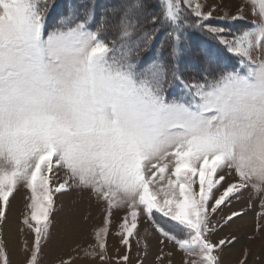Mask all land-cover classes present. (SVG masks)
<instances>
[{
  "label": "snow or ice",
  "instance_id": "obj_1",
  "mask_svg": "<svg viewBox=\"0 0 264 264\" xmlns=\"http://www.w3.org/2000/svg\"><path fill=\"white\" fill-rule=\"evenodd\" d=\"M246 3L258 19L233 35L214 22L229 14L216 18L219 7L205 11L200 0H124L111 18L81 6L51 25L53 0H0V226L10 198L26 189L22 223L34 240L25 264H40L55 197L73 189L102 206L103 226L60 264L81 253L132 264L133 242L144 264L141 216L159 235L153 264H173L177 252L182 264H222L237 237L219 232L246 213L214 223L218 211L251 190L264 216V0ZM194 32L238 58L239 69L220 67L209 46L199 77L186 78L179 62ZM114 210L124 212L115 256ZM0 264H9L2 240Z\"/></svg>",
  "mask_w": 264,
  "mask_h": 264
},
{
  "label": "rangeland",
  "instance_id": "obj_2",
  "mask_svg": "<svg viewBox=\"0 0 264 264\" xmlns=\"http://www.w3.org/2000/svg\"><path fill=\"white\" fill-rule=\"evenodd\" d=\"M200 2L207 5L204 9L205 11L213 4L217 5L219 10L214 13L216 18L223 17L227 12L229 20L226 24L219 19L214 22L224 24L233 35L249 30L252 22L258 19L253 15L251 5L247 4L246 0H200ZM76 3L74 8L81 7L79 0ZM56 4V10L52 12L49 20L50 25L54 24L57 17L63 14L61 0H58ZM67 6L68 3L63 4V8L66 9ZM241 7H243L242 18L232 21L230 17L237 15V9ZM229 55L234 57L238 63V58L230 53ZM235 68L239 69V64ZM26 192V189H21L18 194L14 193L15 198H10L11 209L7 213L8 222L6 225L0 226V240L5 245L9 264H25L27 255L25 248H30L34 240V234L22 223L23 214L25 211H29L26 209ZM250 201L251 207H249ZM242 210L246 214L219 232V237L228 235L237 237V242L224 250L225 252L230 248L234 249L233 258L230 260L225 258L223 252L221 257L222 264H240V261L245 259V249L248 252L247 264H261V261H264V216L258 215L261 212L260 197L253 198L251 190L245 191L243 195L234 199L230 207L224 208L223 213L218 211L214 216L213 222L220 220L222 215ZM123 215L124 212L122 210H114L109 236V253L113 256H115V248L118 246L115 231ZM50 219L52 222L51 237L46 243L42 242V253L39 257L40 264H60L61 259L67 260L69 254L76 255V253L72 252V249L77 244L81 247H86L89 243H94V229L103 226V209L89 193H81L73 189L64 194L56 195L55 208ZM157 219L159 218L157 217ZM257 224L261 226L259 231H257ZM145 230L148 232L146 240L149 244V255L143 257V260L144 264H153L154 256L160 247L158 243L159 235L151 222L146 217L141 216L138 226L140 236H145ZM249 237H254V239H249ZM173 247L172 244H167L165 251ZM137 251L143 256V249H137L135 242H133L132 264H137L138 259H140L136 255ZM120 254H123L122 248ZM82 255L81 253L80 257L73 261V264H96L95 261L81 258ZM182 256V253L177 252L173 257V264H182Z\"/></svg>",
  "mask_w": 264,
  "mask_h": 264
},
{
  "label": "trees",
  "instance_id": "obj_3",
  "mask_svg": "<svg viewBox=\"0 0 264 264\" xmlns=\"http://www.w3.org/2000/svg\"><path fill=\"white\" fill-rule=\"evenodd\" d=\"M58 0H53L56 7V2ZM78 2V0H76ZM75 0H61L62 13L73 9L76 6ZM81 6L95 5L97 13H107L106 18H111L113 10L119 9L124 0H79ZM67 8H63V4H67ZM149 3H154V0H149ZM99 8V9H98ZM56 9H54L55 11ZM163 39V37H161ZM211 47L214 53V59L219 58V66L227 67L231 70L238 64L234 57L229 55V53L223 48L222 45L216 43V41L211 40V38L203 36L199 32H194L191 34V38L187 41L184 51L181 54L180 59V70L186 78H198L201 74L202 67H205V62L201 59L204 49ZM215 66V65H214ZM179 88L174 90L175 94H179Z\"/></svg>",
  "mask_w": 264,
  "mask_h": 264
},
{
  "label": "bare ground",
  "instance_id": "obj_4",
  "mask_svg": "<svg viewBox=\"0 0 264 264\" xmlns=\"http://www.w3.org/2000/svg\"><path fill=\"white\" fill-rule=\"evenodd\" d=\"M234 252H235L234 249H231V248L229 250L225 251L224 252L225 258H227L229 260L232 259L234 256Z\"/></svg>",
  "mask_w": 264,
  "mask_h": 264
}]
</instances>
